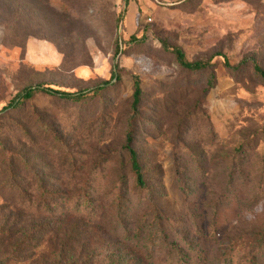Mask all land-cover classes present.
I'll return each mask as SVG.
<instances>
[{
    "label": "rangeland",
    "instance_id": "obj_1",
    "mask_svg": "<svg viewBox=\"0 0 264 264\" xmlns=\"http://www.w3.org/2000/svg\"><path fill=\"white\" fill-rule=\"evenodd\" d=\"M164 45L211 63L215 87L207 91L210 71L181 69ZM255 62L264 70V0H130L126 10L124 0H0V264H166L178 254L252 264L257 249L264 264ZM114 72L120 80L95 93ZM132 75L143 91L134 148L144 191L125 150ZM38 85L86 100L38 94L21 112H1ZM3 150L22 154L44 190L69 195L66 210L36 212L11 195ZM14 168L30 179L24 165ZM82 192L98 218L74 214ZM121 194L119 227L131 243L110 230Z\"/></svg>",
    "mask_w": 264,
    "mask_h": 264
},
{
    "label": "trees",
    "instance_id": "obj_2",
    "mask_svg": "<svg viewBox=\"0 0 264 264\" xmlns=\"http://www.w3.org/2000/svg\"><path fill=\"white\" fill-rule=\"evenodd\" d=\"M130 3V0H124V7L125 10L128 8ZM124 20V13L119 17V25ZM135 40V37L131 39V42ZM122 42V40H121ZM130 42V41H129ZM165 46V49L169 50L174 57L176 58V61L178 65L181 67V69L190 72V73H197V72H203V71H210V78H209V87L207 91H210L213 89L216 85V75L212 68L211 63H203V62H194L191 63L187 60L184 52L181 49H174L170 50ZM118 53L120 52V46L117 47ZM225 66L228 68V70L236 72L235 68H232L228 63H225ZM254 73L264 82V70L262 67L255 62L254 63ZM134 80V96H133V103L131 106V114L129 115V124L127 128L126 133V145L125 150L127 151L129 155V162L132 170V174L134 176L135 180V186L139 190H146L147 189V181L145 178L143 167L140 163L139 159V153L134 148V137L136 136V124L139 120L140 114H141V104L143 99V91L141 88V80L140 77L137 75H132ZM116 80H120V76L118 72H114L111 77V81L105 82L103 85L99 86L97 90H95V93L102 94L105 90H107L112 82ZM88 93V92H85ZM38 94H47L50 96H59L63 100L67 102H72L76 104H82L86 100V96L84 93H66L63 91H56L53 89L45 88L43 85H38L36 87H29L24 89L21 93H19L6 107L2 109L1 112H21L26 104L30 101H32ZM55 141H60L56 137H54ZM3 148V147H2ZM5 153V156L9 158V174L7 175V180H9V189H15L9 191L11 195H17V198L19 201H21L22 204H30L31 207H35L36 212H42L44 214H51L55 215L59 213V211L64 212L66 210L67 206L66 203L68 201H71V197L67 195L66 193L61 194H51L50 192L44 190L45 187L43 185H46L45 179H41L39 174L37 173V170L35 168L32 169L30 166V162L26 161L24 156L22 154H14L7 150H3ZM15 163L24 165V168L27 170L28 176L30 179H27L23 177V175H20V171L17 170L15 167ZM31 188H34L35 191H28ZM86 192V191H84ZM84 192L78 194L76 196V201H78V205L74 209V214L76 216H84L86 214L87 217L91 219H96L98 217L97 214L94 211V202L89 197H86L85 201H83ZM124 195L121 194V197L118 199L117 203L119 204L118 212L114 215V219L111 222V232L113 234H116L120 240H122L124 243H131L133 237H131L130 232L127 229H120L119 227V221H120V212H122L121 207H123V201H124ZM40 199V200H39ZM73 199V200H74ZM32 200H39L36 201L35 205ZM69 207V205H68ZM69 210V209H67ZM62 214V213H61ZM163 232V240H166L164 244H166L167 239L169 236L166 233V229L162 227ZM140 232L136 235V239H140ZM19 244H17L18 246ZM178 253H182L181 250H177ZM261 250L257 249V253L254 256V259L252 261V264H261V258H259V253ZM56 264H70L66 263L65 261H58ZM166 264H200L199 259L197 258V255L195 254L193 257L189 255L184 254H178L177 257H173L169 259V261L166 262Z\"/></svg>",
    "mask_w": 264,
    "mask_h": 264
}]
</instances>
